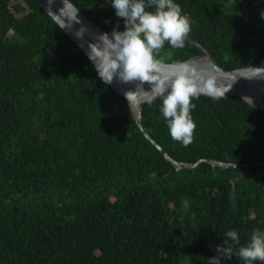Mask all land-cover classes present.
Segmentation results:
<instances>
[{
    "label": "trees",
    "instance_id": "obj_1",
    "mask_svg": "<svg viewBox=\"0 0 264 264\" xmlns=\"http://www.w3.org/2000/svg\"><path fill=\"white\" fill-rule=\"evenodd\" d=\"M70 1L109 35L124 30L112 0ZM173 2L200 46L166 41L158 59L207 49L224 71L264 60V0ZM192 104L187 146L171 138L162 98L141 105L151 138L198 164L177 169L35 0H0V264H217L224 241L233 254L220 264H246L239 247L264 231V111L238 97Z\"/></svg>",
    "mask_w": 264,
    "mask_h": 264
},
{
    "label": "clouds",
    "instance_id": "obj_2",
    "mask_svg": "<svg viewBox=\"0 0 264 264\" xmlns=\"http://www.w3.org/2000/svg\"><path fill=\"white\" fill-rule=\"evenodd\" d=\"M155 5V11L146 7ZM115 14L124 20L123 31H113L111 35H100L97 42L89 44V60L105 84H111L114 77L123 83L137 82L135 91L125 92L129 104L146 102L151 105L162 98L161 111L168 123L169 133L174 141L187 146L192 142L196 124L190 109L193 97L209 95L214 98L225 96L231 85L218 84L214 74L201 68L196 62L171 64L165 68L157 53L167 41L171 47L182 49L191 31L188 18L181 14V8L173 0H112ZM76 12V11H75ZM75 12L71 19H76ZM60 27H64L61 23ZM84 29L77 32L83 34ZM260 69V68H258ZM148 83L146 91L142 85ZM234 82V81H233ZM235 199V193L230 194ZM187 207V201L182 202ZM233 244H239L236 230L226 233ZM217 264L220 258H230L233 248L224 241L217 246ZM239 257L250 264L264 261V231L253 230L247 245L238 249Z\"/></svg>",
    "mask_w": 264,
    "mask_h": 264
},
{
    "label": "water",
    "instance_id": "obj_3",
    "mask_svg": "<svg viewBox=\"0 0 264 264\" xmlns=\"http://www.w3.org/2000/svg\"><path fill=\"white\" fill-rule=\"evenodd\" d=\"M35 1L40 5V7L44 11H46L49 14V16L59 26H61L62 22L64 23V27H61V28L68 34V36L75 42V44L84 52V54L87 57L90 52L89 44L97 42L98 37L106 33L100 27H98L95 23H93L87 17H85L74 6V4L70 0H35ZM74 12H75L76 19H71L70 17L73 16ZM81 29H84L83 34L81 36H78L77 32L80 31ZM186 39L194 44H197L195 43L193 39L189 37H186ZM197 45L200 46L199 44ZM183 62H189V63L196 62L199 67L209 70L212 74L215 75L218 84H223L225 86L232 84L230 90L225 92L224 94L225 96H221L219 98H214L209 95H203V96L213 98V99H227L231 97H238V98L243 99L247 103H249L251 106L259 108L264 111V102H262V104L260 105H255L243 97L244 94L250 91L253 85L258 83L259 81L258 78L260 74L264 72V60L248 68L235 70V71H224L213 61L207 49H203L202 55L192 57ZM178 63H182V62H178ZM178 63L163 62L165 68H167L168 65L178 64ZM109 85L111 86V88H113L115 91H117L124 97H125V92L135 91L136 89V85L134 86L130 82L123 83L118 78H115V77L113 79V82ZM142 87L146 91L150 90L151 88V86L146 82L142 85ZM142 103L144 102L142 101L138 102L136 105H132L130 103L129 105L131 107V110L134 114V117L136 119L138 126L142 129L145 136L164 154V156L168 160L172 161L175 164L177 169L195 168L198 164H194V165L188 164V163L184 164V163H181V162H178L172 159L170 155L161 146H159L157 142L153 138H151V136L143 129L142 127V106H141ZM202 162H207L209 164L222 167L224 169H227V168L236 169L241 166V165H235V164L218 163L216 161H211V160H203V161H200L199 163H202ZM258 165L264 166V163H258Z\"/></svg>",
    "mask_w": 264,
    "mask_h": 264
},
{
    "label": "bare ground",
    "instance_id": "obj_4",
    "mask_svg": "<svg viewBox=\"0 0 264 264\" xmlns=\"http://www.w3.org/2000/svg\"><path fill=\"white\" fill-rule=\"evenodd\" d=\"M258 79H259L258 83L253 85L250 91L243 95L244 98H246L255 105L262 104L264 99V72L260 74ZM130 83L135 86L137 82H130Z\"/></svg>",
    "mask_w": 264,
    "mask_h": 264
}]
</instances>
